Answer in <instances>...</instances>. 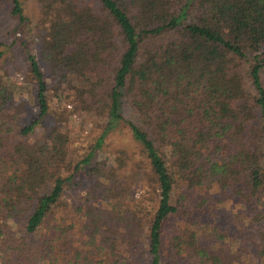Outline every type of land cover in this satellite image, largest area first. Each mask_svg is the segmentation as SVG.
<instances>
[{
  "label": "trees",
  "instance_id": "16d2710c",
  "mask_svg": "<svg viewBox=\"0 0 264 264\" xmlns=\"http://www.w3.org/2000/svg\"><path fill=\"white\" fill-rule=\"evenodd\" d=\"M38 1L52 17L43 65L23 46L29 122L22 87L0 71L3 264H264V0ZM23 3L0 0V22L24 25ZM52 89L99 121L81 158L65 112L36 136ZM115 134L122 146L109 158ZM76 175L100 200L60 226ZM148 181L157 196L141 206L133 192Z\"/></svg>",
  "mask_w": 264,
  "mask_h": 264
},
{
  "label": "rangeland",
  "instance_id": "374dc122",
  "mask_svg": "<svg viewBox=\"0 0 264 264\" xmlns=\"http://www.w3.org/2000/svg\"><path fill=\"white\" fill-rule=\"evenodd\" d=\"M23 2L24 14L27 18L24 25H20L18 21L12 19L0 22V40L5 42L7 46L4 48L5 57L0 66V71L5 77L8 75L12 76L16 83L22 87L21 93L18 94L22 112L21 117L24 122H29L31 115L36 112L37 107L34 99L35 82L29 70L27 50L23 46L26 45L28 51L35 55L40 63L42 62L39 47L50 41L48 30L52 16L45 14L44 10H42V4L38 0H23ZM16 28H18V31L15 33L12 32ZM53 91V89L50 90L52 113L41 127L37 129L36 136L43 134L50 126L57 124L60 115L59 112H65L67 116V123H65L66 131L73 138V151L75 155L81 158L82 155L90 150L93 138L100 132L99 121H93L91 117L86 118L83 113L73 111L75 110L74 105L67 98L68 90L61 98H57ZM15 124L17 125L18 121ZM121 139V135L115 134L107 140L108 146H106L104 152L109 158L117 155V149L122 146ZM144 179L146 180L145 176ZM155 185L153 181H148L144 185L135 188L133 196L137 201L136 203L141 206L144 204L149 205L150 199H154L157 196V188ZM96 199L99 198H95L94 196L92 183L84 175H76L70 188L67 189L61 210L56 212L55 222L60 226H67L72 218L75 220L80 217L77 206L94 204ZM100 203L102 204V202ZM238 208L239 204L237 201L227 200L225 203V209L227 211L236 212ZM180 223V221L175 222L172 226L176 228V225ZM75 225L79 226V221ZM46 232L47 230L42 231V234ZM175 232H177L176 229H168L170 235H174ZM221 243L227 246L229 250H226L229 252V255H232V251L235 252L237 250L233 246L230 247L228 238L223 239ZM0 264H3L1 259Z\"/></svg>",
  "mask_w": 264,
  "mask_h": 264
}]
</instances>
